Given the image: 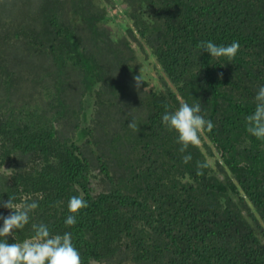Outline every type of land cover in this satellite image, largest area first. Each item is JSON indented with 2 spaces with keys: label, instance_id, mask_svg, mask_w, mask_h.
<instances>
[{
  "label": "trees",
  "instance_id": "16d2710c",
  "mask_svg": "<svg viewBox=\"0 0 264 264\" xmlns=\"http://www.w3.org/2000/svg\"><path fill=\"white\" fill-rule=\"evenodd\" d=\"M122 5L133 28L115 39L95 0H0V198L38 204L15 240L45 223L72 234L81 264H264V140L245 128L264 85V0ZM135 32L162 71L153 88L135 80ZM206 40L240 47L210 57ZM182 101L214 124L185 153L160 122ZM72 195L88 203L66 226Z\"/></svg>",
  "mask_w": 264,
  "mask_h": 264
},
{
  "label": "clouds",
  "instance_id": "9594fccd",
  "mask_svg": "<svg viewBox=\"0 0 264 264\" xmlns=\"http://www.w3.org/2000/svg\"><path fill=\"white\" fill-rule=\"evenodd\" d=\"M200 51H207L210 57L224 56L233 58L239 47V41L228 44H216L211 40L201 41ZM137 86L145 81L139 75L135 77ZM254 110L245 117L246 131L258 140H264V85L256 90ZM161 124L175 133V140L180 145L179 151L185 153L189 145L196 146L204 131L214 127L212 120L206 119L201 113L199 103L180 102L174 109L164 111L160 117ZM130 128L137 126L134 120L128 123ZM191 155H182L184 163L191 160ZM203 167V165H200ZM83 195H72L67 201L68 215L64 218L66 226L77 222V213L87 207ZM35 200L15 203V197L0 198V208L10 210L8 214L0 213V264H81L79 250L74 246L72 234L51 232L45 223H32L31 235L16 241L14 233L29 225L31 213L37 209ZM11 237V239H9Z\"/></svg>",
  "mask_w": 264,
  "mask_h": 264
},
{
  "label": "rangeland",
  "instance_id": "374dc122",
  "mask_svg": "<svg viewBox=\"0 0 264 264\" xmlns=\"http://www.w3.org/2000/svg\"><path fill=\"white\" fill-rule=\"evenodd\" d=\"M98 4L105 6L107 9V18L100 21V24L104 26L111 34V36L115 39L127 36L129 32V28H131L132 24L130 23V19L128 16V9H124L122 5V0H95ZM133 28V26H132ZM135 34V39L129 37L130 47L133 48V52L131 55L133 56V60L131 61L136 67L135 70L139 73V76L142 77L145 81H142L143 85L147 84V88H153L154 85H160L162 83L161 76L162 71L160 70L158 64L155 61V57L151 52V49L147 46L145 39L138 35L137 32ZM126 75H129V72H125ZM117 82L111 81L108 82L109 85H114ZM103 85L96 87V89L101 88ZM21 109H26V104L22 102L15 103L14 111H18ZM201 142V141H200ZM211 162L213 160H210ZM10 162H6L4 165H0V172L10 173L12 167ZM92 264H98L93 262Z\"/></svg>",
  "mask_w": 264,
  "mask_h": 264
}]
</instances>
